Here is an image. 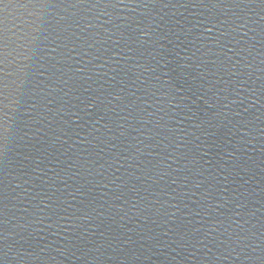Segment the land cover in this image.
Segmentation results:
<instances>
[{
	"label": "water",
	"instance_id": "water-1",
	"mask_svg": "<svg viewBox=\"0 0 264 264\" xmlns=\"http://www.w3.org/2000/svg\"><path fill=\"white\" fill-rule=\"evenodd\" d=\"M0 264H264V0H0Z\"/></svg>",
	"mask_w": 264,
	"mask_h": 264
}]
</instances>
